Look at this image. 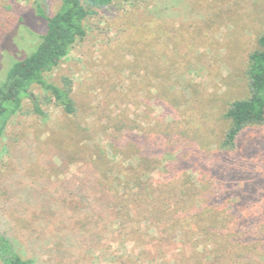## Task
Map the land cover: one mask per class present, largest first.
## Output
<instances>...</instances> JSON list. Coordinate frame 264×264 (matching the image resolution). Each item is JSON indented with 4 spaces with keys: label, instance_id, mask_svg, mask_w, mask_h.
Masks as SVG:
<instances>
[{
    "label": "rangeland",
    "instance_id": "374dc122",
    "mask_svg": "<svg viewBox=\"0 0 264 264\" xmlns=\"http://www.w3.org/2000/svg\"><path fill=\"white\" fill-rule=\"evenodd\" d=\"M37 5L60 3L0 0V80L45 29ZM84 24L46 74L77 112L34 86L44 114L25 99L0 137V232L34 264H264V125L219 149L264 0H113ZM117 179L149 198L112 207Z\"/></svg>",
    "mask_w": 264,
    "mask_h": 264
},
{
    "label": "trees",
    "instance_id": "16d2710c",
    "mask_svg": "<svg viewBox=\"0 0 264 264\" xmlns=\"http://www.w3.org/2000/svg\"><path fill=\"white\" fill-rule=\"evenodd\" d=\"M58 1L59 9L53 15H46L37 5V13L44 20L45 29L27 55L22 59L12 60L7 67L6 76L0 80V137L9 119L21 109L25 99L32 103L34 113L44 114L39 101L33 96L34 86L44 91V100L52 102L67 115L77 112L68 79L63 78V85L60 86L50 82L46 74L53 71L70 48L84 38V22L92 9L107 5L113 0ZM258 46V49L249 54L244 64L243 74L248 96L230 101L223 114L227 125L219 149L227 155L238 152L241 139L249 128L264 125V33L258 38ZM112 183L109 185H118L120 188L110 195V204L118 210L123 206L127 207L128 203L138 204L140 199H148L150 196L149 193H135L133 190L137 189L138 192L141 189L135 182L133 185L124 184L117 179ZM104 193L103 191V200L106 199ZM162 211L167 213L166 209ZM0 264H34V261L22 256L11 237L5 232H0Z\"/></svg>",
    "mask_w": 264,
    "mask_h": 264
}]
</instances>
